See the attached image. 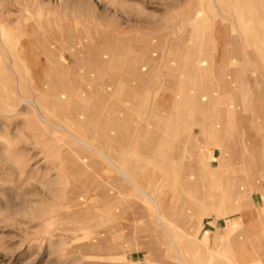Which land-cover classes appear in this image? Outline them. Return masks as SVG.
Masks as SVG:
<instances>
[{
  "label": "rangeland",
  "instance_id": "1",
  "mask_svg": "<svg viewBox=\"0 0 264 264\" xmlns=\"http://www.w3.org/2000/svg\"><path fill=\"white\" fill-rule=\"evenodd\" d=\"M0 264H264V0H0Z\"/></svg>",
  "mask_w": 264,
  "mask_h": 264
},
{
  "label": "bare ground",
  "instance_id": "2",
  "mask_svg": "<svg viewBox=\"0 0 264 264\" xmlns=\"http://www.w3.org/2000/svg\"><path fill=\"white\" fill-rule=\"evenodd\" d=\"M21 56H23L24 58H27V53H26V52L24 53V52L22 51ZM117 254H118V253H117Z\"/></svg>",
  "mask_w": 264,
  "mask_h": 264
}]
</instances>
